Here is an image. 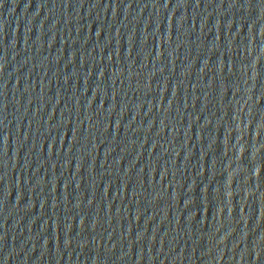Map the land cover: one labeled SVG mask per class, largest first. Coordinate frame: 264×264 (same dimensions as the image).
<instances>
[{
  "label": "water",
  "instance_id": "water-1",
  "mask_svg": "<svg viewBox=\"0 0 264 264\" xmlns=\"http://www.w3.org/2000/svg\"><path fill=\"white\" fill-rule=\"evenodd\" d=\"M0 264H264V0H0Z\"/></svg>",
  "mask_w": 264,
  "mask_h": 264
}]
</instances>
